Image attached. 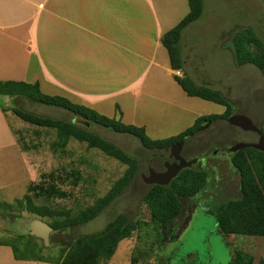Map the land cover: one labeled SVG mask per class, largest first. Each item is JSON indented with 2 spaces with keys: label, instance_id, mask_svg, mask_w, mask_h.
<instances>
[{
  "label": "rangeland",
  "instance_id": "rangeland-1",
  "mask_svg": "<svg viewBox=\"0 0 264 264\" xmlns=\"http://www.w3.org/2000/svg\"><path fill=\"white\" fill-rule=\"evenodd\" d=\"M213 6L216 15L209 21V25L201 27L196 25V29L190 33L200 38L201 49L198 57L189 60L187 68L189 72L194 70V74H190L189 77L198 86H209L221 91L231 101L233 113L248 116L264 129V73L253 64L237 66L234 57L232 60L231 54L222 50L218 40L221 32L232 30L235 23H238L243 27H252L264 41V5L260 0H214L210 5L211 10ZM235 10L242 15V20H236L233 13ZM230 46L232 48V44ZM174 76L176 77L175 72ZM179 77L183 78L184 74ZM51 91L46 90L47 93H54ZM16 97L13 101L9 99L5 104L6 111L11 113L10 123L17 129L23 147L39 153L34 161L37 175L32 184L42 185L43 188L30 193L32 203L36 206L49 205L58 210L67 209L72 215L92 207L96 200L104 196L115 181L123 176L128 166L100 149L90 147L87 142L74 137L65 140L57 129L39 127L22 121L13 113V108L73 123L77 115L63 108L36 103L26 97ZM146 107L148 111L142 110L136 121L131 120L129 116L123 121L145 126L148 136L152 139L167 138L181 133L194 123L197 115L221 114L225 111L221 104L191 97L182 91L166 106H159L155 102ZM82 127L137 158L139 171L134 180L103 213L82 226L70 229L68 235L58 234L57 239L63 238L62 243H66L71 237L102 231L109 221L120 213L139 216L148 221L150 213L142 198L152 183L146 182V179L160 177L159 173L154 176L155 170L152 169L165 155L163 150L145 148L131 135L114 133L95 123H91L90 127L84 125ZM257 142V134L222 119L204 122L195 135L185 140L187 144L185 159L191 160L205 155L213 161L207 169L211 177L210 186L201 201L210 197L219 201L240 197L238 191L226 190L232 183L229 171L234 169L231 163L232 152L229 149L238 143ZM196 167L201 168L199 164ZM77 178L78 184L74 183ZM49 184H55V187ZM216 194L218 195L215 196ZM186 204L190 210L182 215L177 223V240L161 243V234L154 254H148L147 258L139 260V264H229L234 249H243L252 254L255 257V264L264 260V237L248 235L233 237L222 234L217 230L214 214L204 212L200 208L195 209L193 205L197 204V201L193 199H186ZM18 208L15 206L7 208L0 204V209L4 210V214L0 215V230L19 231L21 228L23 233L34 228L35 234L27 233L30 236L26 238L22 255L44 259L57 258L60 245L50 242L54 231L46 224L51 219H43L26 209H21V218H34V221L29 223L32 224L30 227H22L18 221H13L12 217V214L19 213ZM4 235L11 234L0 231V236ZM36 235L43 239L35 237ZM139 246L141 243L138 238L134 243L132 239L121 241L108 264H130V259L136 256Z\"/></svg>",
  "mask_w": 264,
  "mask_h": 264
},
{
  "label": "crops",
  "instance_id": "crops-1",
  "mask_svg": "<svg viewBox=\"0 0 264 264\" xmlns=\"http://www.w3.org/2000/svg\"><path fill=\"white\" fill-rule=\"evenodd\" d=\"M213 1L203 0L202 16L182 32L179 70L184 76L194 74L188 63L201 49L200 38L190 33L196 25H209L216 15L215 6L210 9ZM260 2L264 5V0ZM189 12L188 0H0V80L38 83L44 94L68 98L108 117L129 116L136 121L142 110L148 111L146 106L155 102L166 106L180 91L186 94L175 80L162 39ZM233 13L242 20L237 10ZM235 24L233 29L243 27ZM232 30L221 32L218 40L233 60ZM9 99L15 97L0 95V202L27 193L37 175L34 161L39 154L19 141L5 109ZM13 221L30 227L34 218L13 217ZM20 229L0 231L35 234L34 228L23 233ZM0 264L58 263L18 259L12 246L1 243Z\"/></svg>",
  "mask_w": 264,
  "mask_h": 264
},
{
  "label": "trees",
  "instance_id": "trees-1",
  "mask_svg": "<svg viewBox=\"0 0 264 264\" xmlns=\"http://www.w3.org/2000/svg\"><path fill=\"white\" fill-rule=\"evenodd\" d=\"M188 1L189 14L162 39L169 51L171 65L177 70L183 66L179 47L182 32L202 16L204 8L203 0ZM231 37L235 64L237 66L253 64L264 73V41L255 30L251 27L236 28L232 31ZM175 80L188 96L221 104L225 107V111L221 114L202 115L195 120L193 125L175 136L152 139L148 136L144 126L127 124L121 117L112 118L99 114L93 109L78 105L62 96L44 94L38 83L0 80V95L22 96L36 103L63 108L73 112L77 117H82L114 133L131 135L147 149L167 150L174 144L195 135L204 122L225 120L233 115V105L221 91L209 86H198L188 75L183 78L176 76ZM12 111L26 123L57 129L65 140L74 137L79 141L87 142L90 147L98 148L128 166L123 176L115 181L104 196L98 198L92 207L75 215L67 209L58 210L45 204L38 206L33 204L30 193L43 188L39 184H30L27 193L22 198L13 202H0L7 208L19 207V210L17 209L19 213L12 214L17 219L21 218V209H26L43 219H51L46 222L54 231L50 242L59 243L60 251L57 258L49 260L58 264H108L121 241L136 240V238L141 246L138 247L136 256L131 257V263L139 264V260L147 258L148 254H154L162 229L169 227L182 214L183 201L196 197L209 185L210 176L207 169L196 166L185 168L169 184L154 183L144 193L142 201L150 213L148 221L139 216L120 213L109 221L102 231L71 237L69 241L62 243L63 238L57 239L58 234L68 235L70 229L95 219L121 195L136 177L139 171V161L116 144L98 134L86 131L82 125L75 124L73 121L66 122L53 117L41 116L20 108H13ZM118 113L121 116L120 109ZM231 163L240 178V197L223 201L209 200L208 212L214 214L217 230L222 234L264 237V152L253 147L244 148L231 154ZM78 181L77 178L74 183L78 184ZM49 185L55 187V184ZM2 214L4 210L0 209V215ZM57 217L60 218L57 219ZM15 236L0 237V244L12 246L15 257L18 259L33 258L22 255L26 238L30 235L20 234L16 238ZM11 239L14 242L10 241ZM229 264H255V257L243 249H234L233 258ZM259 264H264V261L261 260Z\"/></svg>",
  "mask_w": 264,
  "mask_h": 264
},
{
  "label": "water",
  "instance_id": "water-1",
  "mask_svg": "<svg viewBox=\"0 0 264 264\" xmlns=\"http://www.w3.org/2000/svg\"><path fill=\"white\" fill-rule=\"evenodd\" d=\"M227 121L233 125L243 128L244 130L253 131L260 135L259 141L257 143H238L231 147L229 150L232 153L249 147H253L264 152V133L248 116L244 114H234L231 115ZM74 123L78 125H84L86 127H90L91 125L90 121L83 119L82 117H76L74 119ZM183 146L184 141H181L174 144L171 148L163 150L165 155L160 161V177L158 179H146V182L149 181L152 184L160 183L163 185L169 184L171 180L178 176L183 169L193 167L195 164H197L199 162V158L188 160L181 155Z\"/></svg>",
  "mask_w": 264,
  "mask_h": 264
},
{
  "label": "flooded vegetation",
  "instance_id": "flooded-vegetation-1",
  "mask_svg": "<svg viewBox=\"0 0 264 264\" xmlns=\"http://www.w3.org/2000/svg\"><path fill=\"white\" fill-rule=\"evenodd\" d=\"M235 113H233V115H234ZM226 121H227V119H225ZM254 123V122H253ZM255 124V123H254ZM256 125V124H255ZM256 126H258L262 131H263V133H264V129L262 128V126H259V125H256ZM250 132H253V131H250ZM254 134H257V136H258V141H259V138H260V135L258 134V133H256V132H253ZM184 141V146H183V149H182V151H181V155L184 157L185 156V150H186V147H187V144L185 143V140H183ZM196 158H199V162L197 163V164H199L200 165V167L201 168H205V169H208V167L211 165V163L213 162L210 158H207L205 155H202L201 157H196ZM197 164H195L194 166H196ZM160 162H158V164H156V166H154L153 167V169H152V171L153 170H155V175L154 176H156L157 175V173H159L160 172ZM152 173H154V172H152ZM229 173L231 174V184L229 185V186H227L226 187V190H233V191H238L239 193H240V178H239V175H238V173H237V171L235 170V169H233V170H230L229 171ZM229 175V174H228ZM210 181H211V177H210V179H209V183H210ZM215 181H216V179H215ZM233 181H235V182H233ZM217 182V181H216ZM208 186H210V184L208 185ZM208 186H207V189H208ZM232 191V192H233ZM207 192V190H204L202 193H200L199 195H197L196 197H194V198H192L193 200H195V201H197V204H194L193 205V207L195 208V209H198V208H200V209H202L204 212H208V210H209V207H208V205L205 203L206 201H211V200H213V201H219V200H214V199H212L211 197L210 198H206V199H203L202 201H201V199H202V196L205 194ZM218 194H216L215 196H217ZM193 208V209H194ZM194 209V210H195ZM189 210H190V208H189V206H188V204H186V199L183 201V212H182V214L177 218V220L174 222V223H172L169 227H167V228H163L162 229V237H161V240H160V242L161 241H172V242H175L176 240H177V234H176V232L178 231V229H177V223H178V221L181 219V216L182 215H184V214H186L187 212H189ZM193 210V211H194ZM193 211H191V212H193ZM191 215V214H190ZM189 215V216H190ZM161 243H163V242H161Z\"/></svg>",
  "mask_w": 264,
  "mask_h": 264
},
{
  "label": "built area",
  "instance_id": "built-area-1",
  "mask_svg": "<svg viewBox=\"0 0 264 264\" xmlns=\"http://www.w3.org/2000/svg\"><path fill=\"white\" fill-rule=\"evenodd\" d=\"M174 72H175L176 76H182L183 75L181 70H175Z\"/></svg>",
  "mask_w": 264,
  "mask_h": 264
}]
</instances>
